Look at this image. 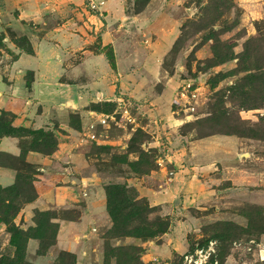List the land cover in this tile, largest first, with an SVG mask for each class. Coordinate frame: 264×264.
<instances>
[{
    "label": "rangeland",
    "instance_id": "374dc122",
    "mask_svg": "<svg viewBox=\"0 0 264 264\" xmlns=\"http://www.w3.org/2000/svg\"><path fill=\"white\" fill-rule=\"evenodd\" d=\"M106 1L99 12L87 0L62 4L99 15ZM120 2L115 33L138 62L144 50L157 56L146 78L160 80L142 89L164 95L162 107L141 111V99L119 93L118 83L109 100L66 107L72 139L67 158L52 165L28 163L26 155L50 158L60 122L13 127V114L0 109V138H14L19 150H0V169L13 172L0 182V264H176L209 239L218 264H264V0ZM6 35L31 53L24 37ZM92 37L90 50L112 53ZM138 64L125 70L145 77ZM109 67L115 71L114 56ZM30 79L23 74L27 91ZM88 212L90 221L82 216ZM175 228L183 252L161 251Z\"/></svg>",
    "mask_w": 264,
    "mask_h": 264
},
{
    "label": "crops",
    "instance_id": "0c3cea01",
    "mask_svg": "<svg viewBox=\"0 0 264 264\" xmlns=\"http://www.w3.org/2000/svg\"><path fill=\"white\" fill-rule=\"evenodd\" d=\"M62 1L66 0H0V34H4L0 39L3 46L0 59V109L13 114V127L39 128L53 120L60 122L59 127L64 130L56 136L59 148L50 158L27 153L26 161L36 165H52L55 159L59 160L63 155L67 158L68 151L63 149L72 139L73 131H70L65 120L66 107L81 110L91 102L93 96L98 101L109 100L114 96L117 83L119 93L141 99L139 107L149 115L159 113L162 104H157L161 103V98L164 99V95L153 94L150 88L142 89L144 81L152 85L155 80H160L158 75L155 80L146 78L148 70L156 72L157 56L144 50L138 62L130 43L115 33L121 25L118 23L122 14L120 0H107L106 8L99 15L82 8L79 11L69 4H62ZM6 29L16 36L24 37L31 53H25L11 43ZM92 33L98 36L101 47H111L115 71L110 69L102 51L93 52L89 49L93 41ZM72 58L77 61L71 63L69 60ZM130 63H139L138 71L142 70L145 77H139L134 69L126 71ZM26 72L31 74L29 91L23 84V74ZM23 97L31 99L26 100L28 106L15 109ZM81 114L84 115L83 112ZM0 150L12 155L19 151L11 137L0 138ZM12 175L11 170L0 169V182L8 184ZM74 201H77L76 197ZM82 216L88 221L91 219L89 212ZM86 222L81 226L80 223L75 224V227L79 231L82 226L85 227ZM175 230L174 233L165 234L161 251L170 248L183 252L182 232L177 228ZM63 234L60 238L62 243L66 233Z\"/></svg>",
    "mask_w": 264,
    "mask_h": 264
},
{
    "label": "built area",
    "instance_id": "2783aa9c",
    "mask_svg": "<svg viewBox=\"0 0 264 264\" xmlns=\"http://www.w3.org/2000/svg\"><path fill=\"white\" fill-rule=\"evenodd\" d=\"M91 10L100 11L102 0H87ZM189 86V85H188ZM122 110V108H121ZM123 117L126 122H132V118L126 108L123 110ZM108 116V115H107ZM107 116H98L97 121L100 124H106ZM110 118H114L110 116ZM90 128L93 124L89 125ZM94 138V135H90ZM178 264H218V260L215 256V241L207 240L203 245L194 246L191 250H187L180 255Z\"/></svg>",
    "mask_w": 264,
    "mask_h": 264
},
{
    "label": "trees",
    "instance_id": "16d2710c",
    "mask_svg": "<svg viewBox=\"0 0 264 264\" xmlns=\"http://www.w3.org/2000/svg\"><path fill=\"white\" fill-rule=\"evenodd\" d=\"M104 53V56L107 60V63L113 67V56H112V53H107V52H103ZM111 67V68H112ZM207 240H200L199 242H196L192 247H189V250H191L194 246H197V245H203ZM179 262V261H178ZM178 264V263H176Z\"/></svg>",
    "mask_w": 264,
    "mask_h": 264
}]
</instances>
